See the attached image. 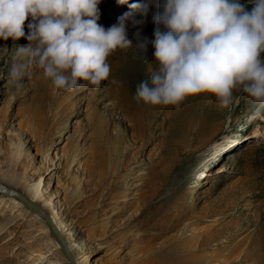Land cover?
Wrapping results in <instances>:
<instances>
[{"label": "rangeland", "instance_id": "rangeland-1", "mask_svg": "<svg viewBox=\"0 0 264 264\" xmlns=\"http://www.w3.org/2000/svg\"><path fill=\"white\" fill-rule=\"evenodd\" d=\"M156 3L101 0L98 23L107 28L129 13L132 44L108 57L110 75L98 88L82 81L85 87L74 92L56 89L34 63L17 88L9 72L13 63L26 62L17 49L28 41L0 39V184L26 196V188L39 183L43 199L33 202L61 224L58 232L81 264H158L154 257L176 231L159 235L151 229L147 206L170 192L164 219L177 214V232L208 241L195 244L196 255L212 253L210 264H264V108L257 112L239 88L226 108L209 93L189 96V103L219 117L218 126L210 121L192 140L182 104L138 103L128 74L138 69L148 79L158 67L150 44ZM134 4H147L146 15L129 8ZM200 172L205 177L198 179ZM171 178L178 190L170 191ZM33 214L0 192V264H70Z\"/></svg>", "mask_w": 264, "mask_h": 264}, {"label": "clouds", "instance_id": "clouds-1", "mask_svg": "<svg viewBox=\"0 0 264 264\" xmlns=\"http://www.w3.org/2000/svg\"><path fill=\"white\" fill-rule=\"evenodd\" d=\"M101 0H0V39L28 41L17 49L26 62L13 63L17 88L33 63L56 89L74 92L82 81L100 87L110 75L108 57L132 41L129 13L105 28ZM126 3V0H118ZM157 0L150 44L158 67L138 83L134 99L149 106L179 107L200 93L229 107L240 89L264 108V0ZM141 16L147 4L129 5ZM27 24L25 34V21Z\"/></svg>", "mask_w": 264, "mask_h": 264}, {"label": "bare ground", "instance_id": "bare-ground-1", "mask_svg": "<svg viewBox=\"0 0 264 264\" xmlns=\"http://www.w3.org/2000/svg\"><path fill=\"white\" fill-rule=\"evenodd\" d=\"M25 22H27V21H25ZM27 31L28 30L26 29L25 30L26 35H27ZM23 38L25 40H27L25 37H23ZM17 42H19V41L17 40ZM22 44H23V41H22ZM129 72L130 73L128 74L129 79L127 81V83H128L127 85L132 90L135 91L138 83H140L141 81H143L147 78H146V76L142 77L139 74L138 69H134V70L132 69ZM44 78H46V77L44 76L43 79ZM44 80H45L44 84H43L44 89H45V91L46 90L48 91V89H49V86L47 85L48 80H47V78ZM50 87H51V85H50ZM189 102L190 101H188V97H187L186 100L182 103L180 111H183L184 113H186V116L189 118V125H188V128L186 130V133H188L192 137V140H197V138L201 135L202 130L208 127V124L210 123V121H212L211 127L219 125V122H218L219 117L216 114H215L216 116L210 117V116H208L207 113L204 112V109H205L204 105L198 106V103L193 104L192 102L191 103H189ZM209 108H211V107H209ZM202 113H205L206 114L205 116L209 119L207 120L206 117H204V116L202 117V115H203ZM30 116H32V113L30 114ZM32 120H33V118H32ZM213 129H214V127H213ZM216 152H217V150L214 153H216ZM203 175H204L203 172H200L198 174V179H200V177H203ZM170 177H171V175H169V178ZM204 177H205V175H204ZM154 180L157 181L156 178ZM169 181H174L173 182L174 186L172 187V189L170 191H173L175 189L178 190L179 183L177 182V178H171V179H169ZM153 186H154V184H153ZM152 187L149 189L151 194L153 192H155V189ZM168 187H170V186H168ZM1 193H3V192H1ZM172 193L173 192H170V193H167L166 195L159 196L157 200L150 201L148 203V206H147L148 210L150 211V213H148V219L149 220L151 219L154 221L152 224H150L151 229L157 231L159 235L165 234L166 232H169V231H176V233L174 235H172L170 239H168L164 242V246L162 248H160L159 253L154 257V260L158 264H198L200 261H204L203 264H210V260L212 259V256H213L212 253L205 254L202 256H198V255H196V252L194 251V249H196L195 244L198 245L199 247L206 245V243L208 242L207 239L201 238L200 241H198L196 239V236L193 234H191L192 236L189 235L190 236L189 238H185L183 232H181V233L177 232L178 231L177 229H179V228L182 231V229H181L182 222H181L180 217L177 214H172V215L170 214L171 216L168 215V217L164 219V217H166V215H167L166 214V210H167V207H166L167 202L166 201H168L170 199V197L172 196ZM3 194L10 196V197L12 196L10 194H5V193H3ZM26 196L25 197L27 199L32 200V201L43 199V195H42L41 191L39 190V183L34 185V186L27 187L26 188ZM107 199H110L109 195L102 198V202L99 203L101 208L107 206L108 203L105 202ZM48 202H50V201H47V203H45V205H47L50 208L51 204ZM33 213H34L33 215L36 219H39L40 221L41 220L44 221L37 213H35V212H33ZM48 217L51 220V222L56 226L58 231H61L62 230L61 224L59 222L55 221L49 215H48ZM67 229L68 228H66V230ZM72 232H73V230H71L68 233V235L72 236ZM190 242L191 243L194 242V244L189 246L188 244ZM69 249H75V253H79L81 251L80 246H78V245H75V246L70 245ZM249 251H251L250 245H248V247H246L244 254L249 253ZM74 261H75V259H74ZM75 264H81V262L78 261L77 256H76Z\"/></svg>", "mask_w": 264, "mask_h": 264}, {"label": "water", "instance_id": "water-1", "mask_svg": "<svg viewBox=\"0 0 264 264\" xmlns=\"http://www.w3.org/2000/svg\"><path fill=\"white\" fill-rule=\"evenodd\" d=\"M0 191L5 193V194H10V195L14 196L18 200H20L26 208H28V209L32 210L33 212L37 213L45 221L47 227L49 228V230L53 234L54 238L60 244L63 253L65 254L67 259L69 260V263L70 264H75L74 258L72 257V255L68 251V249L66 247V244L64 243V240L62 239V237L60 236V234L58 232V229L51 222V220L49 219L48 215L35 202H33L32 200L27 199L24 195L20 194L19 192L15 191V190H13L11 188L5 187L2 184H0Z\"/></svg>", "mask_w": 264, "mask_h": 264}]
</instances>
